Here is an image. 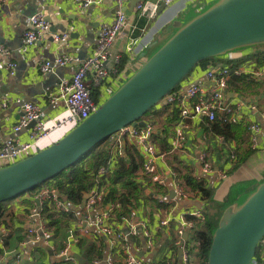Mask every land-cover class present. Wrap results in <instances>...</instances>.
Segmentation results:
<instances>
[{
  "label": "crops",
  "instance_id": "0c3cea01",
  "mask_svg": "<svg viewBox=\"0 0 264 264\" xmlns=\"http://www.w3.org/2000/svg\"><path fill=\"white\" fill-rule=\"evenodd\" d=\"M215 1L174 0L168 6H160L157 15L151 20L140 17L133 11L128 17L127 29L116 38L112 46V53L120 57L119 64L122 61V65L118 68L120 76L110 73L101 87L92 86V76L89 75L86 78V86L93 100L98 105L103 102L114 88L123 83L166 42L174 34L172 23L175 20L180 19L185 23ZM117 9L116 4L107 1L88 8H81L72 0H28L26 2L10 0L2 5L0 45L8 51V59L16 64L15 74L10 76L0 58V103L4 96L12 99L6 108L0 107V134L4 138L16 139L20 142L28 139V130L24 129L18 133L12 131L13 125L22 114V107L15 101L16 99L20 102L31 101L37 104L47 125L54 124L65 115V106L62 101L53 100L57 96L59 79L70 78L78 65L73 63L58 67L47 74L40 72V65L45 60H51L62 54L72 55L80 61L86 59L95 47L100 24L110 23ZM37 12L44 13L49 20L51 34L61 32L69 34L66 47L53 42L51 35L32 45L25 43L24 33L31 28L29 17ZM151 22L153 23L148 28ZM142 23L144 24L141 25ZM131 38H137L139 42L133 53L127 54L126 44ZM250 49L228 53L218 62H209L205 68H195L187 80L180 85L182 89L190 84L209 89L212 81L206 77L208 71L217 73L222 68H243L248 72L239 78L233 77L228 80L226 101L234 104L240 100L248 107H256V111L248 107L241 108L237 123L231 125L230 134L225 138L214 133L209 127L210 123L205 119L188 120L183 129V146L180 149H174L175 133L179 122L178 105L157 106L147 118L143 119L146 125L152 127V141L158 152L157 172L162 175L160 183H152L147 178L140 180L141 166L145 156L133 137L127 135L116 145L113 140L108 141L114 159L119 151L127 165L132 162L138 167L134 176L140 186V190L136 191L140 197L138 201L131 200L130 206H127L128 210L125 211L129 212L127 216L130 212L134 213L133 225L137 227V234L136 236L128 235L115 247H110L105 236L90 230L88 236L82 237L80 245L72 247V255L77 254L83 258L82 251L85 245L90 243L97 251H102V260L108 253L113 264H124L128 255L136 256L143 264H181L179 250L182 251L186 244L193 242L194 231L198 230L197 224L202 226L201 222L204 221L217 224L223 212L220 211V206L228 194L233 192L237 199L235 202L243 201L259 183L264 181V120L262 119L264 116V58L258 61L257 56L254 55L257 51ZM260 51H264V47L260 48ZM112 66L113 63L110 62L108 69ZM259 71H262L260 75L251 74ZM128 72L131 74L128 75ZM254 123L259 124L261 130L255 136V144H252L248 128ZM69 129L68 127L53 132L42 142L40 149L58 141L71 130ZM231 153L235 156L233 160L230 158ZM203 154L206 155L207 165L212 169L210 173L202 171L203 165L200 158ZM186 176L202 181L205 187L213 189L209 203L202 202L198 193L182 184V178ZM178 182L189 196L188 199H171L175 192L174 186ZM106 186L108 191L110 189L116 191V195L129 193V189L125 186L105 184L101 188L105 196ZM46 187L56 190L52 184L47 183L3 204L0 214V259L2 248L17 250L26 239L27 231L31 228L37 229L41 224L45 226L50 237L41 241L43 247L33 246L35 243L28 245L26 256L18 264H66L58 259L57 254L64 246L67 228L72 225L79 227L77 219L79 223L82 214L72 210L75 214L69 217L65 215L67 213L58 211L40 194V190ZM196 196H199V199ZM62 199L64 200L63 196ZM198 204L201 208H198ZM68 205L75 207L70 203ZM118 207L120 210V206ZM115 208L117 209V206ZM44 209L47 210L46 213L43 212ZM33 210L41 212L39 220L29 218ZM198 210L201 211L202 216L194 220L193 230L185 231L187 238H183L186 243L182 247L177 233L180 224L186 220L185 214ZM50 214L54 216L48 217ZM162 220H167V225L162 226L160 224ZM115 223L124 234H127L128 229L123 224ZM142 225L149 228L152 235L151 243L146 241ZM46 246L50 247L54 253L53 256L49 255L45 249ZM94 261L92 260L91 264H94ZM254 261H264V254H257ZM2 263L15 264L11 256L4 257Z\"/></svg>",
  "mask_w": 264,
  "mask_h": 264
},
{
  "label": "built area",
  "instance_id": "2783aa9c",
  "mask_svg": "<svg viewBox=\"0 0 264 264\" xmlns=\"http://www.w3.org/2000/svg\"><path fill=\"white\" fill-rule=\"evenodd\" d=\"M10 0H0V8L2 5L7 4ZM26 2L28 0H19ZM81 8H88L92 5H99L101 2L107 1L117 6V12L115 17L110 23L100 24V28L97 35L95 47L90 56L84 60L69 55L62 54L51 60H45L40 65V72L47 74L52 72L58 67H64L73 63L78 66L72 73L70 78H62L59 81L57 96L53 101L60 100L65 106V115L54 124L47 125L46 121L41 115L39 106L31 101L20 102L19 99L15 101L22 107V115L18 121L13 125L12 131L18 133L21 130H28V139L25 142H20L16 139L4 138L0 134V168L13 165L21 160H24L38 151L40 145L46 140L53 132L64 128H74L85 119H87L98 107V104L93 100L90 90L86 86V78L92 76V86L101 87L109 78L110 73H113L117 77L118 64L120 57L115 56L112 53V46L116 38L121 35L128 27V18L126 17L123 8L130 0H72ZM174 0H144L140 1L134 7V12L138 16L147 20L153 19L160 8V6H168ZM29 23L31 28L24 33L25 43L32 45L37 41H42L49 35L52 36L53 42L59 46L66 47L68 44V33H50V22L42 12H37L29 17ZM137 38H131L126 44V53L132 54L134 48L138 44ZM8 51L0 45V58L3 60L6 69L10 76L15 74L16 64L8 59ZM113 63L111 69H108V64ZM263 71V70H262ZM261 71V72H262ZM261 72L251 73L252 75H260ZM248 72L243 68H222L219 72L208 71L206 73L207 79L212 81V85L209 89L195 84L188 85L185 89L179 87L178 90L173 91L166 95L159 106L171 107L179 106V122L177 124L174 149H180L183 146V129L185 123L188 120H194L198 118L205 119L207 122L212 123L215 121L218 113L226 116L225 121L230 125L237 123V116L241 111V108L248 107L245 102L237 101L234 104L226 101V90L228 86V80L231 77H239ZM12 102L10 97L4 96L1 100L0 107L6 108L9 103ZM251 110L256 111V107L250 106ZM263 115V114H262ZM261 115V117H262ZM264 120V116L262 117ZM33 126L30 127V124ZM69 129V130H70ZM250 132V141L255 144L256 134L260 132L261 127L259 124H251L248 128ZM130 135L134 138L137 146L141 149L145 156V160L141 166L140 179L147 178L150 182L158 184L162 181V175L157 172L156 161L158 159V152L154 142L152 141V127H125L118 133L113 135L110 140L114 141V144H118L124 137ZM115 159L112 157L105 165L101 166L97 172V177H106L114 169L117 158L121 156L117 151ZM230 158H235L234 154H230ZM203 168V173H210L212 169L206 163V155L203 154L200 158ZM175 177V174L172 173ZM174 197L180 199H188L189 196L185 193L183 188L178 184L174 186ZM40 194L44 199L54 206L58 211L63 213H70L72 207H69L68 202L62 199L58 191L52 188H42ZM87 195V194H86ZM104 190L95 188L88 193V198L85 202L82 216L84 221L77 219V226H69L66 230V237L64 246L57 254L58 258H63V262L66 264H79L73 257L71 249L77 245L82 237L88 236L90 230L95 229L98 233L105 236L108 240L110 247H115L117 243L124 240L126 236H136L137 227L133 225L134 213L130 212L129 216H123L118 223L123 224L128 231L127 234L122 232V229L118 228L117 223L112 222L113 211L116 207L114 204L102 205V197ZM199 199V196H196ZM195 199V198H194ZM71 208V209H70ZM40 211L33 210L29 215V218L39 220ZM75 214V213H74ZM186 220H183L178 229V238L182 244L185 245L186 240L183 239L186 234L185 231L194 229L195 219L200 218L202 213L200 210L196 212H189L185 214ZM167 220H162L161 225H167ZM76 224V225H77ZM81 224V225H80ZM144 229V230H143ZM149 228L142 225L144 236L148 243H151L152 235L148 230ZM46 228L43 225H39L37 229H29L27 231L26 239L20 244L17 250H11L2 248V259L7 256H11L13 263L18 264L21 262L24 256L27 254L26 248L33 243L47 240L50 235L46 232ZM197 243L193 240L190 244H186L181 251L180 263L181 264H196L193 257V253L196 251ZM258 254H264V239L259 245ZM100 260H95L94 264H100ZM260 261H253L252 264H257ZM106 264H113L110 256L107 257ZM124 264H143L134 255H128Z\"/></svg>",
  "mask_w": 264,
  "mask_h": 264
},
{
  "label": "water",
  "instance_id": "95a60500",
  "mask_svg": "<svg viewBox=\"0 0 264 264\" xmlns=\"http://www.w3.org/2000/svg\"><path fill=\"white\" fill-rule=\"evenodd\" d=\"M140 1L144 0H130L123 8L127 18ZM172 28L174 34L87 119L50 146L0 168V203L50 182L125 127H146L144 115L159 106L201 61L264 46V0H216L185 23L175 20ZM87 198L88 194L72 210L82 213ZM198 208H201L199 204ZM80 220L84 221V217ZM92 232L101 235L95 229ZM263 239L264 181L243 201L223 210L212 234L207 264H252ZM37 245L43 247L41 242L33 246ZM45 249L50 256L54 255L50 247ZM73 257L79 264H85L79 255L73 254ZM107 257L108 253L103 256L102 264Z\"/></svg>",
  "mask_w": 264,
  "mask_h": 264
},
{
  "label": "trees",
  "instance_id": "16d2710c",
  "mask_svg": "<svg viewBox=\"0 0 264 264\" xmlns=\"http://www.w3.org/2000/svg\"><path fill=\"white\" fill-rule=\"evenodd\" d=\"M152 23L153 22L149 23L148 28L152 25ZM143 24L144 23H142L141 25ZM263 47L264 46H256L250 49L257 51L256 53H254V55L257 56L258 61L261 58H264V51H260V48ZM223 57L224 56L214 57L201 61L196 68H205L209 62H218ZM231 78L233 79V77ZM234 78L239 77L234 76ZM179 87L180 85L177 86L174 91L178 90ZM152 110L153 109H151L150 111ZM148 113H146L144 116H146ZM217 117L218 119H215L216 122L214 121V123H210L209 127L214 133H216L217 135H222L225 138L227 135L230 134L231 125L225 121V115L218 113L216 118ZM108 141L101 143L99 146H97L96 149H93L79 162H77L61 174L57 175L50 182L47 183L52 184L56 188L58 193L64 197V200L75 207L79 206L82 203V200L86 194H88L95 188L101 189L103 186H105V184H119L120 186L127 187L129 189V193L116 195V191H114L113 189H110L108 191V186H106V196L104 194V196L102 197V205H105V203L109 202L107 204H114L117 206V209L115 208L113 211L112 221L114 220L113 222H118L121 217H125L128 215L129 212L125 211L128 210L127 206H130L129 203L131 202V200H139L140 196H138L136 191L140 190V186L136 182V178L134 176L137 172L138 167L132 162L127 165L125 158L120 156L117 159V163H115L114 165V169L110 172L108 176H104L101 178L97 177V172L99 168L105 165L112 158V148L111 145L108 144ZM182 181V184L189 186L192 191H195L200 195V199L202 202L209 203L212 198V188L205 187L202 181H196L193 177L186 176L185 178H182ZM236 200L237 199L233 192L228 194L224 198L223 204L220 206V211L222 212L226 207L234 203ZM3 204L5 203H0V214ZM118 206H120V210ZM121 207L123 210L121 209ZM46 209H44V213H46V211L48 210ZM65 215L73 217L74 214L70 212ZM53 216V214L48 215V217ZM201 224L202 229L195 230L193 235V240L197 243L196 251L193 253V257L196 260L197 264H207L212 234L216 229L217 224L214 225L209 223L208 221L201 222ZM80 244L81 240L78 245ZM257 254L258 253H256V257ZM82 257L85 260V264H91L92 260H102V251H97L94 245L87 243L82 251Z\"/></svg>",
  "mask_w": 264,
  "mask_h": 264
},
{
  "label": "rangeland",
  "instance_id": "374dc122",
  "mask_svg": "<svg viewBox=\"0 0 264 264\" xmlns=\"http://www.w3.org/2000/svg\"><path fill=\"white\" fill-rule=\"evenodd\" d=\"M121 65H122V61H121V64L118 65V68H119ZM127 74L130 75L131 72H128ZM132 74H133V73H132ZM120 84H122V82H121ZM116 89H117V88H114L113 91H115ZM154 109H155V108H153V110L150 111V112H149L144 118H147V117L149 116V114H150L151 112L154 111ZM197 226H198V229H202V226H201V225H197Z\"/></svg>",
  "mask_w": 264,
  "mask_h": 264
}]
</instances>
